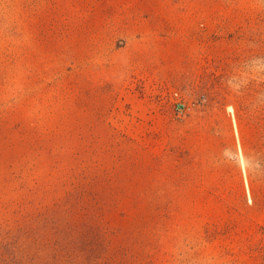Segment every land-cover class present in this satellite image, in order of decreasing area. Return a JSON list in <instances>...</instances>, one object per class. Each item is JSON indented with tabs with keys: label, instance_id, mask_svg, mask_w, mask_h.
<instances>
[{
	"label": "rangeland",
	"instance_id": "rangeland-1",
	"mask_svg": "<svg viewBox=\"0 0 264 264\" xmlns=\"http://www.w3.org/2000/svg\"><path fill=\"white\" fill-rule=\"evenodd\" d=\"M264 0H0V264H260Z\"/></svg>",
	"mask_w": 264,
	"mask_h": 264
},
{
	"label": "trees",
	"instance_id": "trees-1",
	"mask_svg": "<svg viewBox=\"0 0 264 264\" xmlns=\"http://www.w3.org/2000/svg\"><path fill=\"white\" fill-rule=\"evenodd\" d=\"M264 232V227L262 228ZM260 264H264V241H263V249H262V254H261V262Z\"/></svg>",
	"mask_w": 264,
	"mask_h": 264
}]
</instances>
